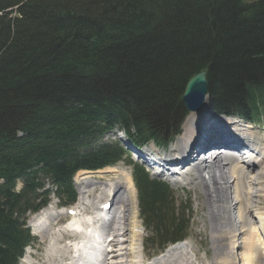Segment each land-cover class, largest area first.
I'll use <instances>...</instances> for the list:
<instances>
[{"label": "trees", "instance_id": "1", "mask_svg": "<svg viewBox=\"0 0 264 264\" xmlns=\"http://www.w3.org/2000/svg\"><path fill=\"white\" fill-rule=\"evenodd\" d=\"M202 70L214 111L264 121V0H0V264L32 240L47 181L70 203L78 170L124 156L106 133L171 142ZM136 177L146 225L179 240L170 187Z\"/></svg>", "mask_w": 264, "mask_h": 264}, {"label": "bare ground", "instance_id": "2", "mask_svg": "<svg viewBox=\"0 0 264 264\" xmlns=\"http://www.w3.org/2000/svg\"><path fill=\"white\" fill-rule=\"evenodd\" d=\"M211 103L212 100L208 97L202 110L189 114L184 123L183 132L177 140V143H181V151L176 149L178 147L176 143L171 149V153L175 152V158L173 159L178 160V162H175V160L174 162L177 164H183V170H185L186 166L192 164L197 171L204 169L209 172L210 183H208V185L210 186L208 189L212 190H210L208 195L207 189V195L209 199L210 214L213 216L212 240L216 247V258L222 262L221 264H264V228L262 223L260 221L258 222L257 217L252 215L253 211L258 210L256 209L257 205H255V208L252 205L254 202L250 203L252 198L257 196L256 194H252V189L255 188V185L259 186L261 183L258 173L255 174L253 171V169L260 166L261 160H258L257 163L254 164L256 159L251 158L252 162L249 163V159L247 158L248 160L245 159L242 161L243 164H240V162H238L239 158L237 160L236 157L232 158L234 155H231L230 150L228 152H222L218 149L219 146H214L215 143H213L215 140H224V142L230 144L247 147L250 144V139L247 137L245 131H249V135H251L250 130L252 127H241L239 121L233 117L225 120V123H223L221 120H223L224 117H228L220 116V113L213 110ZM212 121L217 122L212 124ZM220 123H223L224 126L220 125ZM232 125L234 127H232ZM193 141L195 143H193ZM187 144L189 145L186 148ZM201 146L205 149H201ZM193 150L196 152L193 153ZM190 151H192V154ZM233 151L235 152V149H233ZM188 153L190 154L188 155ZM162 161L164 165H168L170 162V160L168 159L167 161L166 158L162 159ZM115 171L118 170L116 169ZM216 171H218V174ZM82 172H85V176L79 177L78 180L76 177V181H82V186L83 184H86V188H89L90 186L94 187L95 182L88 180V177H90L89 174H94V172L80 171L79 174ZM127 178L130 180V183L126 181L117 182L115 183V186L112 185V183H101L98 186L99 190L101 189V194L97 197L98 202L106 195V199L111 201L112 209H114L112 212L114 215L120 213L116 207L119 204L123 206L121 214L115 216L113 222H109V225H107L112 232L111 237H113L111 244H109V246H113L114 248L112 257V259H114L113 264H130L126 259L122 258L124 255V248H127L128 254V239H126V232H129L130 229H128V226H130V224L127 223L126 214L129 210L128 207L130 206L131 194H133V191L130 192L129 188V185L133 183L131 175H128ZM258 186L256 188L257 190H260ZM111 190L114 191L113 198H111ZM211 197L213 201H211ZM253 216L258 222L257 226H254V220L252 219ZM39 217L47 220L44 223V228L43 224L37 228L38 233L46 238L45 236L49 232V226L55 219V214L47 209V211L41 212ZM259 217L261 218L262 215H259ZM261 219L263 221V217ZM236 226L238 227L237 229ZM71 227L77 229V231H82L84 230V227L88 226L79 221ZM42 228L43 230H41ZM75 229L72 230L73 233ZM254 230H256L258 234H261L258 237L260 243L263 245V250L259 249L257 245L258 241H256L257 238L256 235H254ZM93 232L94 231L86 233L91 240L93 238ZM89 233L90 235H88ZM133 233L137 234L138 231L136 230ZM73 237L77 238V235H74ZM108 237H110V235ZM65 246L66 250L64 248ZM61 248L65 251H62ZM186 248L187 245L185 243L176 244L170 247L162 256L157 257L154 263L156 264L162 259H166V261L163 262L164 264H194L191 258L188 257L189 251L185 253ZM71 250L72 248L69 245L63 244L60 248L53 247L50 252L53 257L57 254L58 256H61L65 253V257H69L72 261L74 260L71 264H76L75 258L71 256ZM179 252L180 254L177 255ZM168 255L174 256V258L167 260ZM185 257H188V259H185ZM47 263L49 264L48 261L45 262V264ZM131 264H135V262Z\"/></svg>", "mask_w": 264, "mask_h": 264}, {"label": "rangeland", "instance_id": "3", "mask_svg": "<svg viewBox=\"0 0 264 264\" xmlns=\"http://www.w3.org/2000/svg\"><path fill=\"white\" fill-rule=\"evenodd\" d=\"M216 119H218V118H216ZM228 119H230V118L224 117L223 120H221V119L220 120L223 123H225V120H228ZM217 121H212V124L214 122H217ZM223 123L222 124L220 123V125H223ZM253 125L255 128L252 129V132L254 134L256 133L257 135L260 136V138H261L260 141H264V124L258 122L257 124H253ZM248 126H251V125H248ZM232 127H234V126L232 125ZM236 132H237V130H236ZM245 132L247 134H249V131H245ZM252 132L250 130L251 135H253ZM189 141L191 142L190 139H189ZM220 141H222V140H220ZM193 143H195V142L193 141ZM188 145L189 144L186 145V148L188 147ZM177 146L178 147L176 149H179L181 151V147H180L181 143L180 142L177 143ZM194 152H196V151L193 150V153ZM190 153L192 154V151H190ZM190 153H188V155ZM175 162H178V160H175ZM256 163H257V161H255L254 164H256ZM118 166H121V169L124 171L129 170V167L124 162H120L118 164ZM116 169L117 168L112 170V169L108 168V169H106V171H104L100 174H95V173H94V175L89 174L90 177H88L89 179L88 178L87 179L90 181L91 180L97 181V185H99V182L101 179L104 180V179H108L110 177H117V179H115V180L123 181L124 177H123L122 173L119 171L120 167H119V169H117L118 171H115ZM253 171L255 172V174L258 173V176L260 178L261 183L259 186L255 185V188L252 189V192H253L252 194H254V195L256 194L257 196L252 198L250 203L254 202L252 204L254 207H255V205L258 206L260 204V202L262 203L261 206L259 207V209L257 210V212H258V214L260 213L263 217V228H264V161L260 164V166H258V168L253 169ZM187 172L188 173H186L185 175L182 176L180 185L175 184V183H171V182H170V184L176 190V196L174 195V199H173L175 207L177 208L176 209V211H177L176 215H178L179 217H181L183 215L178 208H181L182 206H185V205L191 207V209H190L192 212L191 214H188V210H186V212H187L186 216L190 217V218L192 216V218H191L192 221L189 224V227L187 230L188 231L187 238L191 243V247L189 246L188 249L189 250L192 249L189 252L188 257L191 258V260L193 261L194 264H221L222 262L220 260H218V258H216V255H215L216 254V247L214 246L215 244L213 243V240H212L213 232H212L211 218H213V216H211L212 214H210V208H209V204H208L209 203L208 202L209 201L208 195H209L210 190H212V189H208V187L210 186L208 184H207L208 187L205 188V183L210 182L209 179L205 180V176H208V172L206 170H203V172H201V171L197 172V170L193 166L189 167L187 169ZM216 173L218 174V171H216ZM250 173H251V171H250ZM190 175H192L193 178L195 179L194 184H190L188 182V176H190ZM81 176H85V172L80 173L77 176V180ZM159 177L162 179L165 178V177H161V176H159ZM165 180H167V179L165 178ZM79 183L82 184V181H79ZM46 185H47V188L49 186H51L49 182H47ZM257 186L260 190H257V188H256ZM21 187H22L21 182H19L17 185V190H20ZM81 187H83V190H84V197H85L84 204H85L86 210L90 213L96 211L98 204L100 203V201L98 202V198H97L101 194L99 187L94 186L95 187L94 188V187L90 186L89 188L88 187L86 188V184H83V186H81ZM180 187H182V188H180ZM79 189H81V188H79ZM94 189H96V190H94ZM207 189H208V195H207ZM103 198H104V196H103ZM53 199H54L53 201L57 200L55 198V196H53ZM136 200H138V199H137V197H135V195H133L130 198V206L128 207V209H129L128 213L126 214L127 223L130 224V226H128V229H130V230H129V232L128 231L126 232L128 234V235L126 234V236H127L126 239H128V243H127L128 254H127V248H124V250H123L124 255L122 256V258L127 260L128 259L127 256H131L133 259H136V261H138V264H140L141 260L143 258L146 261L147 259H152L153 256H155L157 253H159L158 249H159V245L161 244V240L157 236V234H156L155 238L153 237L152 228H150L149 232L146 231L147 229L145 230V228L143 226L144 223H143V220L141 219V217H140V219H138L139 214H138L137 210H139V212H140V209H139V203H137ZM211 201H213L212 197H211ZM256 203H258V204H256ZM122 207L123 206L119 204L117 208H119L121 210ZM252 209H254V208H252ZM254 216L252 218L254 220V226H257L259 220L257 222V220H255ZM179 217H176V218L178 219ZM250 217H251V215H250ZM34 219H35V217H33L32 214L28 213L27 218H26V220H28V223H29V220H34ZM57 227L58 226L50 227L49 232L45 236L46 238H43L42 234L38 235L36 233V230H34V229L31 230V232L36 237V241H34V243H31V246L28 248V250H31V252L33 253L32 256L28 255V253H27L26 259L28 260V262H31L32 264H45V262L48 261L49 264H52V263L53 264H65L66 263L65 260L67 258H68L67 260H69V257H65V253H64V255L58 256V254H57L56 256L53 257L51 252H50L53 247L60 248V247H62L63 244H66L67 237L64 236L61 232L58 233ZM173 227H174V222H172L170 224L171 230L173 229ZM250 227H251V225H250ZM43 228H44V224H43ZM43 228L41 230H43ZM237 228L238 227L236 226V229ZM136 230L138 231V233L137 234L133 233ZM256 233H257L256 230H254V235H256V238H257L256 241H258L257 245L258 244L260 245V241H259L258 236H260L261 234H258V233L256 234ZM61 237H62V239H61ZM110 237H111V235H110ZM104 239H105V236L103 237V240ZM259 245H258V247H259ZM64 248L66 250V246ZM118 248H119V246H118ZM116 249H117V247H116ZM65 250L62 249V251H65ZM261 250H263V249H261ZM71 252H72V250L70 251V253ZM134 257H137V258H134ZM188 257H185V259H188ZM129 261H130V263H132L134 260L129 259Z\"/></svg>", "mask_w": 264, "mask_h": 264}, {"label": "water", "instance_id": "4", "mask_svg": "<svg viewBox=\"0 0 264 264\" xmlns=\"http://www.w3.org/2000/svg\"><path fill=\"white\" fill-rule=\"evenodd\" d=\"M208 97V72L206 70H202L192 76L187 82L185 92L182 96V101L189 112H198L202 110Z\"/></svg>", "mask_w": 264, "mask_h": 264}]
</instances>
